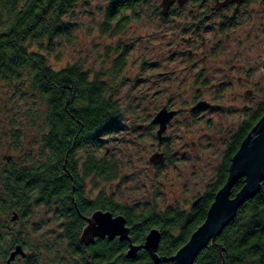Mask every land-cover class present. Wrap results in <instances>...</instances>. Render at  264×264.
I'll return each instance as SVG.
<instances>
[{"label":"flooded vegetation","instance_id":"obj_1","mask_svg":"<svg viewBox=\"0 0 264 264\" xmlns=\"http://www.w3.org/2000/svg\"><path fill=\"white\" fill-rule=\"evenodd\" d=\"M163 1L141 0V5L154 6L164 28L170 25L160 39H156L157 33L146 39L149 45L159 44L158 57L167 63L166 67H173L175 74L178 69L181 75L187 73L192 79L189 87L196 85L203 90L223 92L234 83H245L242 74L247 71L241 56L264 44V0H172L167 8L161 6ZM257 40H261L259 45ZM1 54L0 49V264H155L146 247L153 233L158 240L159 264L172 263L174 256H165L163 251L183 249L205 223L218 192L227 182L230 167L225 184L213 192L224 169L225 154L243 123L228 134L213 184L206 183L187 206L180 205L179 199L160 203V175L166 164L173 162L167 133L179 110L167 104L153 117L125 114V177L114 179L111 165L96 161V146H91L92 155L88 148L68 149L65 142L69 140H61L59 161L51 163L49 116L2 110V99H7L3 101L6 103L12 96L11 89L2 82V72L17 67L3 65ZM167 73L172 76L173 71ZM248 78L246 84L251 83ZM163 80L168 81L165 72L160 73L158 82ZM256 85L260 87L261 83ZM163 109L175 115L160 136L161 124H156L155 119ZM142 120H150L149 125L140 123ZM107 138L102 139L100 155L106 154L111 160L109 152L102 151ZM143 138H148L147 144ZM147 147L153 173L149 190L155 194H145L148 185L140 178L139 194H131L132 182L143 174L140 165ZM155 155H162V161L152 162ZM55 182L57 185L52 187ZM119 183L122 190L114 186ZM233 189L231 198L237 195L233 196ZM211 192L214 199L205 212L204 203ZM99 214L121 218V230L108 233L104 228L84 238L88 228L98 225L95 217ZM18 247L22 253L11 260ZM133 248L139 249L137 258L129 259L127 255Z\"/></svg>","mask_w":264,"mask_h":264},{"label":"rangeland","instance_id":"obj_2","mask_svg":"<svg viewBox=\"0 0 264 264\" xmlns=\"http://www.w3.org/2000/svg\"><path fill=\"white\" fill-rule=\"evenodd\" d=\"M109 3L110 0H81L78 3L65 18L68 30L56 40L50 64L57 70L80 63L85 69L95 72L107 71L116 59L125 54L126 65L117 76L123 131L107 138L102 144L103 153L107 150L111 159L119 162L120 177H125V114L153 117L167 104L180 111L167 133L171 139L168 145L173 162H168L160 175V203L179 199L180 205L187 206L196 193L203 191L206 183H214L229 141L228 134L257 112L263 103L264 44L260 46L258 43L261 40H257L258 50L245 51V55L241 56L247 71V74H242L245 83H234L223 92L203 90L196 85L189 87L192 79L187 73L181 75L178 69L175 74L173 67H166L167 63L158 57L159 44L146 43L150 34L157 33L155 37L158 40L170 28L169 25L165 29V24L158 20L155 7H140L136 10L137 14L135 11L127 13L129 25L122 32L113 34L114 24H105ZM249 70L251 74L248 76ZM169 71H173L172 76L167 73ZM162 72L167 74L168 81L158 82ZM246 77H249L250 84H246ZM258 82L260 87L256 85ZM249 91L252 92L250 95ZM3 101L7 99L1 101L2 110L12 113L15 100L12 102L10 98V103ZM200 105H204L205 109L196 110ZM20 107L25 110V105L20 104ZM140 123L149 125L150 120ZM147 139H142L144 144H147ZM142 154L144 161L141 162L140 172L143 174L132 182L134 191L129 193L139 194L141 179L148 185V192H142L154 196L155 192L149 190L153 174L148 161L151 156L149 148ZM114 186L122 190V183Z\"/></svg>","mask_w":264,"mask_h":264},{"label":"trees","instance_id":"obj_3","mask_svg":"<svg viewBox=\"0 0 264 264\" xmlns=\"http://www.w3.org/2000/svg\"><path fill=\"white\" fill-rule=\"evenodd\" d=\"M80 1L0 0L2 64L17 67L14 71L4 70L2 82L11 89V101L16 103L12 106V113L23 111L25 114L49 116L51 163L59 161L62 139L69 140L65 142L68 149L88 148L92 155L91 146L94 145L98 152L96 161L100 165L108 162L113 178L118 179L119 162L100 155V144L102 139L123 131L117 76L126 65L125 54L116 59L107 71L95 72L85 69L80 63L57 70L50 64L56 40L68 30L65 18ZM140 7L141 0H110L105 24H114L111 32L120 33L129 25L130 18L126 14L134 11L137 14ZM20 104L25 105V110ZM3 112L10 113L6 109ZM263 115L264 103L243 122L225 154L224 169L213 192L225 184L231 159ZM56 185V182L51 184L52 187ZM243 186L241 181L233 189V196ZM213 192L204 203L205 212L213 202ZM179 251L170 249L163 252L165 256L173 257ZM195 264H264V183L256 197L243 205L236 220L200 253Z\"/></svg>","mask_w":264,"mask_h":264},{"label":"water","instance_id":"obj_4","mask_svg":"<svg viewBox=\"0 0 264 264\" xmlns=\"http://www.w3.org/2000/svg\"><path fill=\"white\" fill-rule=\"evenodd\" d=\"M171 2L173 1L164 0L161 6L167 8ZM174 115L175 112H168L166 109L159 112L155 119V123L161 124L160 136H162L163 132L166 130L167 124ZM162 159V155H155L152 162H161ZM241 180H244V186L234 198H231L232 189ZM263 183L264 115L251 129L242 142L240 149L233 157L227 182L218 192L205 223L192 235L188 244L171 258V261L175 262V264H195L198 256L207 248L209 243L219 237L223 230L234 221L238 211L243 205L256 197ZM95 220L99 226L88 228L84 234V238L91 237L94 232L100 229L103 230L104 228L108 230V233L116 232V229L121 230V218L112 219L110 216L104 217L99 214L95 217ZM104 220H107V222H104ZM156 238V234H151L146 247L151 253L155 264H159L161 259L157 255L156 248L158 240ZM138 251V248L131 249L127 257L129 259H136ZM19 253H22L21 247H18L15 253H13L11 260Z\"/></svg>","mask_w":264,"mask_h":264}]
</instances>
